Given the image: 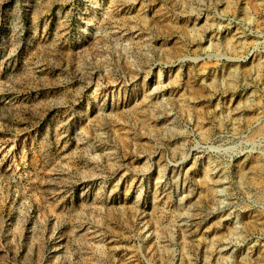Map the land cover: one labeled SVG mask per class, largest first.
I'll return each instance as SVG.
<instances>
[{
	"label": "rangeland",
	"instance_id": "obj_1",
	"mask_svg": "<svg viewBox=\"0 0 264 264\" xmlns=\"http://www.w3.org/2000/svg\"><path fill=\"white\" fill-rule=\"evenodd\" d=\"M0 264H264V0H0Z\"/></svg>",
	"mask_w": 264,
	"mask_h": 264
}]
</instances>
